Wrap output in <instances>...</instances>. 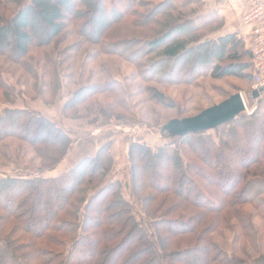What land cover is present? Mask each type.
<instances>
[{
  "label": "trees",
  "instance_id": "obj_1",
  "mask_svg": "<svg viewBox=\"0 0 264 264\" xmlns=\"http://www.w3.org/2000/svg\"><path fill=\"white\" fill-rule=\"evenodd\" d=\"M42 1L46 2L47 0ZM145 1L146 4L149 2V0ZM140 2H144V0H110L112 8L106 9L104 16L120 20L122 16L137 14L136 18L140 24L148 25L154 19L153 26L164 30L150 41L143 42L141 44L144 46L143 49L137 50L132 55L135 60H141L144 53L149 51L157 53L156 59H152L150 64L144 65L142 74L149 75L142 76L145 81L192 82L201 76L211 80L234 79L251 85V53L237 34L218 35V32L223 28L224 21L221 18H208L203 15V0H161L144 12L137 10ZM0 3L5 7L16 8L10 17L3 15L2 11L0 12V56L4 55L12 63L18 64L28 56L30 50L50 45L60 36V31L55 25L49 28L45 34L40 35L32 23L25 20V17L37 12L39 5L36 0H30L28 4L24 3V0H4ZM50 3L57 6L58 10L68 13L63 14L62 17L66 18L65 22L72 25L76 34H91L89 42L90 40L95 42L94 35L101 33V29L108 28L105 19L98 22L100 25L97 29H95V25H92V21H89L90 19L80 21L84 22L81 28L80 22L72 24L80 19L79 15L84 16L79 7L83 0H50ZM126 44H128L126 40L120 39L107 43L104 52L122 55ZM187 71V76L182 77L184 76L182 74ZM1 76L0 70V98L5 102L12 103L15 93L1 80ZM45 87L50 88V85H45ZM104 91L102 89L97 92ZM152 92L158 99L161 97L158 91L152 90ZM251 92L249 91V101L251 103L258 102L257 108L262 107L264 92L256 100L251 97ZM91 94H93L92 91L88 92V88L83 87L77 92L76 100L77 96L85 95L84 98H89ZM226 99L228 97L224 100ZM157 103L160 104V101ZM201 112L202 110L199 113ZM13 118L16 120L14 123L10 122V119ZM22 123L28 126V131L35 130L34 133H31L30 141L39 135L45 139H49L52 135L53 141L47 143L58 147L64 142L63 131L53 122L35 112L16 109H5L3 115H0V139L2 137H18L19 133L16 132V128L21 129ZM211 130L216 133V140L208 135ZM211 130L187 133L183 136L170 135V137L179 140L188 148L193 143L199 144L200 148L208 154L213 149L217 151L225 149L229 144L228 135L236 131H248L252 145L246 144L255 156L251 153L240 155L239 152L240 157L237 156L238 162L236 163H239L241 170L238 172L227 168L224 164L210 166L202 156L194 151L195 147H193L194 155L203 166L192 163L188 155L191 152L187 147L180 149V147H172L170 144V146L153 150L146 144L132 141L128 149L131 158L136 153L142 158L148 157L156 165L158 164L157 159L161 160L159 167L161 166L166 171V177H164L166 185L160 186L155 182L150 184L160 189L162 194L175 191L172 186L177 175L182 181L176 189L178 193L182 190L180 188L184 185L183 181L201 186L200 198L191 202L189 197H186L185 202L190 205L207 207L205 217L212 216L213 218L205 232L198 233L194 228L185 229V224L180 227L177 222L163 223V216L158 217V213H160L158 207L151 212L146 209L147 214L152 216V219L149 220L150 225L158 228L156 234L149 235L147 227L138 223L129 213L118 230H123L121 232V236L124 235L123 239L116 245L112 244L114 239H110V231L102 228L109 226V222L117 215H107L108 210L113 207V202H115L107 203V201L111 198H118L120 199L119 204L125 206L128 202L121 194V181L114 179L103 181L113 166L109 146L105 144L98 149L94 156L85 157L77 162L70 169L71 176L67 182L60 183L55 178L44 177L42 171L38 176L17 174L6 175L0 179V211L6 210L5 216H0V264H163V254L157 251L160 249L158 243L160 241L161 247L165 250L167 244L163 239L169 244L173 242L168 237L171 235L172 237L174 235L193 236L186 240V245H189L188 249L194 248L197 254L201 255L197 259L198 264H264L263 257L259 256L253 259L249 253L259 252L257 241H261L262 236L261 229L253 223L252 215L245 212L244 209V206L251 205L256 216L264 222V212L262 213L258 207L264 205V167L260 166L259 170L261 171L251 172L253 166H259L260 160L264 158V109L262 113L253 112L251 115H239L230 122ZM19 137L30 139L27 135ZM239 145L240 151L243 149L241 140ZM260 146L263 149L261 151ZM1 151L3 152L0 154V159H7L10 156L6 150L1 149ZM68 152L69 150L63 154L62 159L67 156ZM130 166V178L135 185L142 164L139 163L135 166L134 163H131ZM192 175L206 183H210L211 178L217 176L213 186L216 191L206 193L207 186L201 185ZM93 180H99V182L96 187L90 188ZM145 187L146 183L143 181L141 185L134 186V190L137 192ZM30 191L34 193H30ZM88 192H92L89 198L90 202L87 201L84 205ZM5 196L7 198L4 201ZM45 196L48 197L47 200H44ZM93 204L96 206H92ZM82 205L84 211L80 214L77 211ZM171 208L177 210L181 208V205L179 203L172 204ZM92 211L96 212L98 219H93L88 215ZM123 211L128 212L127 206ZM12 218L15 220L14 226L8 225ZM66 218L72 220L73 225L67 227L68 220ZM6 225L10 226L9 230L5 229ZM159 225L162 226L158 227ZM175 228L177 233H173ZM126 230H128L127 233H125ZM163 231L166 232L165 236H163ZM225 231L237 233L234 242L240 243L241 247L239 251L235 250L234 256H228L211 236L212 234L216 238H221ZM60 243L67 248L55 256L54 249H60L62 247ZM182 245H185L184 242ZM131 251L127 260L123 261L127 253L129 254Z\"/></svg>",
  "mask_w": 264,
  "mask_h": 264
},
{
  "label": "rangeland",
  "instance_id": "obj_2",
  "mask_svg": "<svg viewBox=\"0 0 264 264\" xmlns=\"http://www.w3.org/2000/svg\"><path fill=\"white\" fill-rule=\"evenodd\" d=\"M158 1L161 0H149L146 4L144 0V2L139 3L137 10L144 12L153 7ZM36 2L39 5L37 12L28 15L25 20H29L40 35L45 34L49 28L55 25L60 31V36L50 45L30 50L28 56L19 62L20 64L12 63L4 55L0 56L1 80L10 86L15 93L12 103L5 102L0 98V115H3L5 109L35 112L53 122L63 131L64 138L62 139L64 142L58 147L47 143L53 141L52 135L49 139L39 135L33 141H30L31 133H34L35 130L30 129L28 131V126L22 123L21 129L18 130L16 128V132L19 133L18 137H2L0 139V154L3 152L1 149H4L10 155L7 159H0V179L6 175L13 176L17 174L38 176L39 172L42 171L45 173H43L44 177L51 173L50 178H55L60 183L63 181L67 182L71 176L69 173L70 169L77 164L72 158L73 156L68 157L69 154L77 153L81 150L95 149L107 143L109 153L113 158V166L103 181L107 182L114 177H121V194L124 200L128 202L126 205L128 212H124L123 209L126 206L119 204L120 199L111 198L107 201V203L115 201L113 202V207L108 210L107 215H117L109 222V226L102 228L110 231V239H114L112 244L116 245L123 239L124 235L121 236L123 230H118L129 213L134 216L138 223L147 227L149 235L156 234V229L158 228L150 225L149 220L152 219V216L147 214L146 209L151 212L158 207L160 208L158 217L163 216V223L173 224L177 222L180 227L185 224V229L194 228L198 233L205 232L213 218L212 216L205 217L207 207L190 205L185 202L186 197H189L191 202L198 200L202 191L200 189L201 186L183 181L184 185L180 188L182 190L178 193L176 189L182 181L177 175L172 186L175 191L169 194L165 192V195L162 194L160 189L150 184L155 182L163 186L165 183L166 171L161 166L159 167L161 160L157 159L158 164L156 165L148 157L142 158L136 153L131 158L128 150L129 145L132 141H135L146 144L153 150L170 146V144L172 147L183 149L187 147L185 144L170 137L169 132L162 131L164 125L170 121H181L185 118L194 117L201 110L203 111L220 104L225 101V98H230L236 94L242 96L249 110V115L253 112L262 113L264 102L262 107L257 108L258 102L251 103L249 101V91H251L252 86L234 79L211 80L210 78L199 76L192 82L160 83L158 81H145L142 76L146 77L149 75L142 74L144 65H148L152 62V59H156L157 53L152 51L144 53L141 60H135L132 55L137 50L143 49L144 46L141 45L143 42L150 41L157 34L164 31L153 26L154 19L148 25H142L136 18L137 14L134 16H122L120 20H115L116 18L114 19V17L106 18L104 11L111 7L110 0H83L79 7L83 11L84 16L79 15L80 19L72 22L73 25L83 20L86 21V19H90V22L92 21L91 23L95 25V29L100 25L98 22L103 19L108 24V28H103L101 33L94 35L93 39H95V42H91V40L89 42L88 39L91 38V34H85L86 36L76 34L72 25L65 22L66 18L62 17V15L68 13L58 10L57 6L51 5L50 0L46 2L36 0ZM24 3H30V0H24ZM15 9L13 7H5L0 3V12L2 11L3 15L7 17H10ZM83 23L80 22V28ZM63 34H66L64 35L65 38L61 36ZM119 39L128 42L122 55L104 52L106 51L107 43ZM188 71L184 72L182 77L185 78ZM45 85H50V88H46ZM83 87H87L88 92L92 91L93 94L89 98H84L85 95L77 96L76 100L77 92ZM102 89L105 91L97 92ZM152 90L158 91L161 97L158 99L154 96ZM157 101H160V104ZM244 114L248 115L245 112ZM15 121L14 118L10 119L12 123ZM6 129L8 130V128ZM240 132L236 131L227 136L230 145L227 144L225 149L218 151L213 149L208 154L200 148L199 144L193 143L194 146L187 147L188 151L191 152L188 153L189 159L193 164L203 166L201 161L194 155L195 151L212 167L224 164L227 168L239 172L241 169L239 163H236L238 162L237 156L239 152L240 155H243V153L249 155L252 152L247 146V144L252 145L248 131ZM20 135H27L30 139L21 138L19 137ZM208 135L216 140V133L213 130L209 131ZM240 140L243 142V149L239 151ZM193 147L196 150L194 149L193 151ZM190 148L191 150H189ZM259 149L260 151L263 150L261 146ZM68 150L67 156L62 159L63 154ZM251 154L255 156L253 153ZM144 161L145 163L143 164ZM131 163H134L135 166L139 165V163L142 164V169H139L135 185L131 181L129 173ZM259 164V166H253L251 169L252 173L255 170L261 171L259 169L260 166L264 167V158L260 160ZM215 170L217 169L215 168ZM192 176L201 185L208 187H206V193L216 191L213 186L217 176L211 178L210 183L200 181L199 178ZM143 181H145L146 187L136 192L134 186L137 184L141 185ZM98 182L99 180L91 181L93 185L91 184L89 187H96ZM30 193L34 192L30 191ZM91 195L92 192L87 193L84 205L87 201L90 202L89 198ZM6 198L7 196L4 197V201ZM45 199L47 200L48 197L45 196ZM176 203H179L181 208L172 209L171 205ZM92 206L96 205L93 204ZM83 207V205L79 207L77 212L81 214L84 211ZM258 207L263 213L264 205ZM244 209L245 212L252 215L253 223L261 229L262 236V240L257 241L259 252L256 254H253V252L249 253L253 259L259 256L264 258V222L256 216L251 205L244 206ZM5 214V209L0 211V216H5ZM88 215L93 219H98L96 212H89ZM66 219L68 220L66 223L67 227L73 225L74 222L72 220ZM10 220L8 225L14 226L15 220L13 218ZM8 225L5 227L6 230H9L10 226ZM161 226L159 225L158 227ZM174 231L173 233H177L176 228ZM127 232L128 230L125 231V233ZM163 233V236H165L166 232L163 231ZM223 234L221 238H216L212 234L211 236L228 256L233 255L236 249L239 251L240 243L234 242L237 233L225 231ZM168 237L173 242L168 244L163 239L165 244H167L165 250L161 247V243L156 237L160 248L157 251L163 254V264H198L197 259L201 255L197 254L194 248L188 249L189 245H186V240L193 236L179 237L174 235L172 237L171 235ZM240 237L243 238V236ZM27 239L29 238L27 237ZM183 242L185 245H182ZM66 248L67 246L62 244L60 249H54L56 252H54L55 256L65 251ZM131 253L132 251L129 254L127 253L123 261L127 260Z\"/></svg>",
  "mask_w": 264,
  "mask_h": 264
},
{
  "label": "water",
  "instance_id": "obj_3",
  "mask_svg": "<svg viewBox=\"0 0 264 264\" xmlns=\"http://www.w3.org/2000/svg\"><path fill=\"white\" fill-rule=\"evenodd\" d=\"M263 92L264 89L252 91L251 97L256 100ZM244 112L245 106L242 96L240 94H236L220 104L203 110L194 117L185 118L181 121H170L164 125L162 131L169 132V135L171 136H183L187 133L211 130L224 123L230 122L239 115L244 114Z\"/></svg>",
  "mask_w": 264,
  "mask_h": 264
},
{
  "label": "built area",
  "instance_id": "obj_4",
  "mask_svg": "<svg viewBox=\"0 0 264 264\" xmlns=\"http://www.w3.org/2000/svg\"><path fill=\"white\" fill-rule=\"evenodd\" d=\"M241 25L247 32L240 38L252 56L251 91H259L264 89V0H245ZM244 106L249 115L245 102Z\"/></svg>",
  "mask_w": 264,
  "mask_h": 264
},
{
  "label": "crops",
  "instance_id": "obj_5",
  "mask_svg": "<svg viewBox=\"0 0 264 264\" xmlns=\"http://www.w3.org/2000/svg\"><path fill=\"white\" fill-rule=\"evenodd\" d=\"M203 2V15H206L208 18H221L224 21L223 28L218 32V35L237 34L241 37L247 32V30L241 25V16L245 10V0H203ZM105 144H102L95 149L92 148L81 150L77 153H71L68 157L73 156L72 158L77 163L85 157L94 156L98 149ZM50 174H47L48 178L51 177ZM120 178L121 177L117 176L113 179L121 181Z\"/></svg>",
  "mask_w": 264,
  "mask_h": 264
}]
</instances>
